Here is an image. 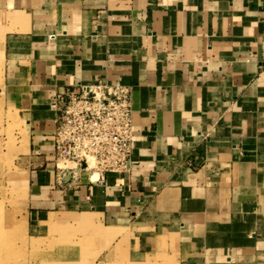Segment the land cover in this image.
<instances>
[{
    "label": "crops",
    "instance_id": "obj_1",
    "mask_svg": "<svg viewBox=\"0 0 264 264\" xmlns=\"http://www.w3.org/2000/svg\"><path fill=\"white\" fill-rule=\"evenodd\" d=\"M0 25L34 230L70 213L178 264H264V0H0ZM99 79L133 87L130 170L58 184L51 96Z\"/></svg>",
    "mask_w": 264,
    "mask_h": 264
},
{
    "label": "rangeland",
    "instance_id": "obj_2",
    "mask_svg": "<svg viewBox=\"0 0 264 264\" xmlns=\"http://www.w3.org/2000/svg\"><path fill=\"white\" fill-rule=\"evenodd\" d=\"M3 69L0 55V88ZM27 133L26 121L0 91V264H178V254L167 248L165 239L139 253L130 226L105 228L99 219L86 222L62 213L34 230L25 216L28 168L22 157Z\"/></svg>",
    "mask_w": 264,
    "mask_h": 264
},
{
    "label": "built area",
    "instance_id": "obj_3",
    "mask_svg": "<svg viewBox=\"0 0 264 264\" xmlns=\"http://www.w3.org/2000/svg\"><path fill=\"white\" fill-rule=\"evenodd\" d=\"M130 85L99 79L67 85L53 96L54 160L58 184L76 182L87 172L92 183L106 184V173L131 167L134 124ZM188 165L196 167L193 159Z\"/></svg>",
    "mask_w": 264,
    "mask_h": 264
}]
</instances>
